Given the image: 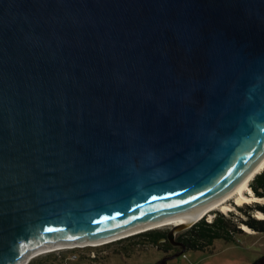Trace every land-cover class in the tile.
I'll return each mask as SVG.
<instances>
[{"label": "water", "instance_id": "water-1", "mask_svg": "<svg viewBox=\"0 0 264 264\" xmlns=\"http://www.w3.org/2000/svg\"><path fill=\"white\" fill-rule=\"evenodd\" d=\"M263 156L264 0H0V264L152 230Z\"/></svg>", "mask_w": 264, "mask_h": 264}, {"label": "rangeland", "instance_id": "rangeland-1", "mask_svg": "<svg viewBox=\"0 0 264 264\" xmlns=\"http://www.w3.org/2000/svg\"><path fill=\"white\" fill-rule=\"evenodd\" d=\"M234 200L235 198H232L228 203L233 204ZM250 204L252 205L254 202H250ZM240 207H243V210L238 209V205H235L234 209L230 210L235 211L240 216L236 220L247 217L245 211L248 209L247 204ZM218 211L222 214L227 213L221 210V208H216L212 210L214 217L218 214ZM229 212L226 214L227 216L231 215H229ZM208 216L205 215V219L210 221ZM171 226L158 228L162 231H169ZM192 227L189 228L191 229ZM187 229L179 231L177 235L182 236L186 234ZM254 232L256 233L252 234L247 231L240 234L237 233L233 242L217 238L210 249L205 251L188 249L185 254L169 259L167 264H253L264 256V232ZM169 252L173 251L170 250ZM165 253L164 245L157 246L145 240L134 242V244H131L130 241H125L119 243L113 242L106 245H83L52 250L37 254L32 257L28 264H155L158 259L160 260L164 257Z\"/></svg>", "mask_w": 264, "mask_h": 264}, {"label": "trees", "instance_id": "trees-1", "mask_svg": "<svg viewBox=\"0 0 264 264\" xmlns=\"http://www.w3.org/2000/svg\"><path fill=\"white\" fill-rule=\"evenodd\" d=\"M250 187L253 190V194L257 197L264 198V170L256 174L253 180L250 181ZM248 209L246 211V218H236L240 217L235 211H230L229 215L222 214L218 211V214L214 217L212 221H207L205 216L201 218L194 226L190 229H187L186 234L182 235L185 239L190 238V240H185L187 245V250H208L214 245V242L217 238L222 240L233 242L235 241V235L237 233H243L246 230L242 227V224H247L254 231L264 232V217H256L255 212L261 211L264 213V201L254 202V204L246 203ZM250 204V205H248ZM237 208V206H236ZM238 209L243 210V207L238 206ZM233 216V217H231ZM235 218V219H234ZM241 225V226H240ZM167 231H162L160 228H154L149 231H142L132 236H127L118 241H110L106 244L113 242H125L130 241L131 244L134 242H152L155 245H164L165 242H162L163 238ZM167 248H170V245H164ZM172 248V247H171Z\"/></svg>", "mask_w": 264, "mask_h": 264}, {"label": "bare ground", "instance_id": "bare-ground-1", "mask_svg": "<svg viewBox=\"0 0 264 264\" xmlns=\"http://www.w3.org/2000/svg\"><path fill=\"white\" fill-rule=\"evenodd\" d=\"M264 169V156L261 158L260 162L256 165V167L253 169V171H250V173L248 175H246L243 180L238 184L235 185V187L221 200H217L209 205H204L196 210L193 211H188L185 213H181V214H173L171 216H169L168 218L162 220V221H158L157 223H155L154 225H152V227L150 228H162L165 226H170V225H178L181 223H188L190 225H194L199 219H201V217L203 216H207L209 215V220L211 221L213 219V212L212 210L216 209V208H221V210L225 211V212H229L230 210H233L235 205L238 206H244L246 203H252L255 201H259V200H263L264 198L262 197H257L253 194V190L251 189V185H250V181L253 179V177H255V175L259 172H261ZM232 198H235L234 203L230 204L228 203L229 200H231ZM236 209V208H235ZM256 217L262 218L264 217V213L261 211H256L255 212ZM242 227L247 231L250 232L252 234L256 233L254 232V230L252 228H250L249 225L247 224H242ZM145 228L137 230L138 231H143ZM135 232V231H134ZM127 237V236H126ZM122 238L125 237H119L117 239H112V240H106V241H94V242H76L72 245L70 244H63V245H53L51 247L48 248H44V249H37L35 251H32L31 254H29L28 258L30 257V259H26L24 260V264H27L32 257L36 256L37 254H42L45 252H49L52 250H57V249H61V248H65V247H76L79 245H103V243L105 244L107 241H116V240H120ZM28 261V262H27Z\"/></svg>", "mask_w": 264, "mask_h": 264}, {"label": "flooded vegetation", "instance_id": "flooded-vegetation-1", "mask_svg": "<svg viewBox=\"0 0 264 264\" xmlns=\"http://www.w3.org/2000/svg\"><path fill=\"white\" fill-rule=\"evenodd\" d=\"M185 240H190V238L188 239H185L184 237H181V236H178L176 234V238H175V241L177 242H182L184 243V245H186V241ZM191 241V240H190ZM162 242H165L164 245H170V248H167L166 246H164V251H166V253L164 254V257L168 256V255H171V254H175L177 252H180L183 250V245H178V246H175V244L169 239L168 237V230H167V234L165 235V238H163ZM172 247V248H171ZM170 250H172L173 252H169ZM187 251V245H186V250L182 253V254H185V252ZM264 257V256H262ZM261 257V258H262ZM260 258V259H261ZM159 260V259H158ZM169 261V260H168ZM157 263V262H156ZM155 263V264H156Z\"/></svg>", "mask_w": 264, "mask_h": 264}, {"label": "snow or ice", "instance_id": "snow-or-ice-1", "mask_svg": "<svg viewBox=\"0 0 264 264\" xmlns=\"http://www.w3.org/2000/svg\"><path fill=\"white\" fill-rule=\"evenodd\" d=\"M49 231H51V229H49ZM69 239H71V237Z\"/></svg>", "mask_w": 264, "mask_h": 264}, {"label": "clouds", "instance_id": "clouds-1", "mask_svg": "<svg viewBox=\"0 0 264 264\" xmlns=\"http://www.w3.org/2000/svg\"><path fill=\"white\" fill-rule=\"evenodd\" d=\"M217 215V214H216Z\"/></svg>", "mask_w": 264, "mask_h": 264}]
</instances>
